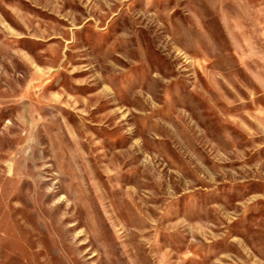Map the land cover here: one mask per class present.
Instances as JSON below:
<instances>
[{"label":"rangeland","instance_id":"rangeland-1","mask_svg":"<svg viewBox=\"0 0 264 264\" xmlns=\"http://www.w3.org/2000/svg\"><path fill=\"white\" fill-rule=\"evenodd\" d=\"M0 264H264V0H0Z\"/></svg>","mask_w":264,"mask_h":264}]
</instances>
